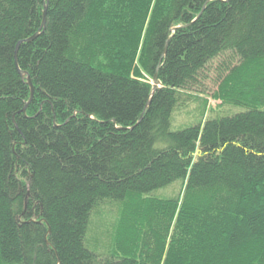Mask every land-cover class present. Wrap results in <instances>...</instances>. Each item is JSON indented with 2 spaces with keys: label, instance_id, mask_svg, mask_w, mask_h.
Returning <instances> with one entry per match:
<instances>
[{
  "label": "trees",
  "instance_id": "1",
  "mask_svg": "<svg viewBox=\"0 0 264 264\" xmlns=\"http://www.w3.org/2000/svg\"><path fill=\"white\" fill-rule=\"evenodd\" d=\"M0 264H264V0H0Z\"/></svg>",
  "mask_w": 264,
  "mask_h": 264
},
{
  "label": "rangeland",
  "instance_id": "2",
  "mask_svg": "<svg viewBox=\"0 0 264 264\" xmlns=\"http://www.w3.org/2000/svg\"><path fill=\"white\" fill-rule=\"evenodd\" d=\"M231 63V66L238 64V59L231 53H227L209 65L205 73L201 76L198 86L192 88L189 95L182 96V102L175 109L171 119V131L177 132L186 128H191L201 124L205 119L212 116V112L219 110L221 102L212 99L213 93L217 89V79L223 69L224 63ZM231 112H222V116H232L246 112L245 108L231 106ZM225 109V108H224ZM180 182L175 183L172 188L158 193L160 197H169L180 190ZM110 221L116 219L117 211L107 214ZM109 219V218H108Z\"/></svg>",
  "mask_w": 264,
  "mask_h": 264
},
{
  "label": "water",
  "instance_id": "3",
  "mask_svg": "<svg viewBox=\"0 0 264 264\" xmlns=\"http://www.w3.org/2000/svg\"><path fill=\"white\" fill-rule=\"evenodd\" d=\"M46 23H47V6H46L45 13H44V20H43V26H42V28H45L46 27ZM36 38H37V36L31 38L29 40V42L34 41ZM17 51H18V49H17ZM17 54H16V61L18 60L17 59ZM29 85L31 87V98H30V101L27 104L26 108L23 110L24 113H26V109H27L28 105L32 102L33 97H34V87H33V84L31 83V79H29ZM160 88H161L160 81L158 80L157 76H155V78H154V84H153V92H152V95H154L157 92V90L160 89ZM149 105H150V103H149Z\"/></svg>",
  "mask_w": 264,
  "mask_h": 264
}]
</instances>
